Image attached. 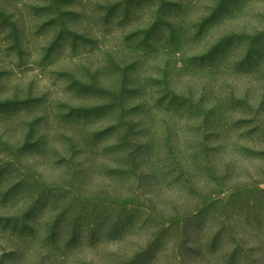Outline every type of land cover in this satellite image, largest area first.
Masks as SVG:
<instances>
[{
  "label": "rangeland",
  "instance_id": "1",
  "mask_svg": "<svg viewBox=\"0 0 264 264\" xmlns=\"http://www.w3.org/2000/svg\"><path fill=\"white\" fill-rule=\"evenodd\" d=\"M0 264H264V0H0Z\"/></svg>",
  "mask_w": 264,
  "mask_h": 264
}]
</instances>
